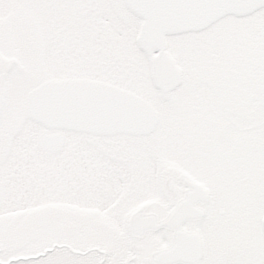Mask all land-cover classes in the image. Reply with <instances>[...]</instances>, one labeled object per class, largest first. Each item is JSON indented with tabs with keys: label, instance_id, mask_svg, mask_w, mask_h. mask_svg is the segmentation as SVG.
<instances>
[{
	"label": "snow or ice",
	"instance_id": "6c2138e0",
	"mask_svg": "<svg viewBox=\"0 0 264 264\" xmlns=\"http://www.w3.org/2000/svg\"><path fill=\"white\" fill-rule=\"evenodd\" d=\"M0 264H264V0H0Z\"/></svg>",
	"mask_w": 264,
	"mask_h": 264
}]
</instances>
